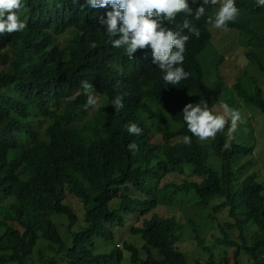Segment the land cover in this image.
I'll list each match as a JSON object with an SVG mask.
<instances>
[{"label":"trees","instance_id":"16d2710c","mask_svg":"<svg viewBox=\"0 0 264 264\" xmlns=\"http://www.w3.org/2000/svg\"><path fill=\"white\" fill-rule=\"evenodd\" d=\"M189 3L200 36L181 33L189 36L181 65L189 76L168 89L164 73L147 61L137 64V75L117 71L116 53L124 48L113 47L118 38L97 23L96 8L81 10L72 0H22L19 16L27 27L0 34V264H229L231 248L234 264L240 253L251 264H264V181L254 174L240 179L246 166L239 160L251 148L229 142L228 125L215 139L200 142L183 119L189 102L207 101L215 114L221 102L233 104L234 92L218 75L217 31L209 32L208 23L214 5L205 6V16L195 20L202 0ZM236 6L239 15L226 27L236 29L254 75L243 74L232 89L245 107L264 114V86L257 82L264 79V7L256 0H236ZM183 18L181 13L166 23L180 31ZM65 33L70 37L61 42ZM245 76L253 86H244ZM83 81L92 85L88 93ZM88 95L97 105L86 109ZM120 95L123 108L116 111L112 101ZM130 123L142 134H129ZM185 136L190 145L183 143ZM131 143L138 150L129 151ZM186 169L197 180L165 182ZM69 198L82 206V216ZM183 203L201 214L228 211L231 220L218 226L222 236L216 240L224 249L219 261L213 245L204 247L198 223L183 220L170 206ZM130 215L131 232L144 245L123 241L121 249L112 229L124 227ZM58 217L68 221L65 234ZM181 220L209 253L207 262H190L177 247ZM230 231L238 232L240 242ZM98 241L113 247L100 253Z\"/></svg>","mask_w":264,"mask_h":264},{"label":"clouds","instance_id":"9594fccd","mask_svg":"<svg viewBox=\"0 0 264 264\" xmlns=\"http://www.w3.org/2000/svg\"><path fill=\"white\" fill-rule=\"evenodd\" d=\"M258 6L264 7V0H256ZM74 5H79L83 10L85 6L96 8L99 12L97 23L107 28V35L116 37L112 44L115 48H124L116 53L117 71L119 73L137 75V64L142 61L157 65L164 73L162 79L171 86L179 84L188 78L189 73L181 66L185 60V45L189 40L188 35H182L183 30H188L197 38L200 31L192 24L193 8L189 0H86L80 4L79 0H72ZM196 3V0H193ZM207 5H214L208 23L213 26L209 32L227 28L228 22H234L239 15L236 0H202L200 6L194 10V19L200 20L206 14ZM22 0H0V34L23 31L27 25L20 19L19 12ZM218 9L214 15V11ZM184 14L180 31H173L166 22L175 21L178 14ZM213 17V18H212ZM229 31V30H228ZM68 34V33H65ZM215 45V42H213ZM92 48L96 47L93 41ZM85 93L92 85L88 81L82 82ZM123 95L117 96L112 105L116 111L123 108ZM97 98L88 95L85 108L95 107ZM223 115L214 114L209 109L207 101L196 104L188 103L183 109V119L190 131L200 142L215 139L226 126L227 119L231 120L229 132H234L241 114L236 109H230L226 103L221 102ZM129 134L140 135L142 129L136 123L126 126ZM191 137L185 136L183 143L191 144ZM129 151L138 150L135 143L128 145Z\"/></svg>","mask_w":264,"mask_h":264},{"label":"rangeland","instance_id":"374dc122","mask_svg":"<svg viewBox=\"0 0 264 264\" xmlns=\"http://www.w3.org/2000/svg\"><path fill=\"white\" fill-rule=\"evenodd\" d=\"M218 9L214 11L215 13ZM213 25L210 26V28ZM216 34H213V42H215V50L218 51V57L222 59L218 69H219V77L222 78L225 86L230 90L234 91L233 96L230 97L231 102L233 104L226 103L230 109H236L241 114V121L238 122L237 128L234 132H229V128L231 126V120L227 119L226 126L228 125V141H238L239 143H246L251 151L249 154L242 156L239 160L240 165H245V169L240 172V179L248 177L250 175H256L257 179L261 182L264 181V114L261 113L258 109L254 107H245L243 100L237 96L236 91L233 90V86L236 84L237 80L243 75L247 74L248 76L254 75V71H251V66L249 60L247 59L244 53L246 49L241 47L237 43L236 34L237 31L235 28H232V31H228L227 28H222L215 30ZM70 37L69 34H65L60 37L61 42H65ZM206 61L210 62V59H206ZM206 64L204 65V68ZM255 71L256 68L254 67ZM245 87H251V79L249 77L242 78ZM259 85L264 86V79L261 78L257 81ZM215 114L223 115L224 110L221 107V104L216 105L214 108ZM160 140V139H159ZM212 140V139H211ZM210 140V141H211ZM186 168V167H185ZM185 180L193 181L197 180L191 175V170L186 169L185 173H173L169 174L165 182L166 183H179L183 184ZM201 182V180L196 181ZM74 210L78 213V215H83V210L74 199L69 198L66 200ZM172 208H175L179 214L183 216L187 220H195L198 223V236L200 239L204 241V247L213 245L211 248V252L213 254L214 260L219 261L220 258L224 257V249L222 244L219 243L216 239L221 238V232L218 226H222L225 223L229 222L231 219L229 218V214L227 210H223L220 213H212L210 210H207L205 214H201L198 208L193 207L187 203L183 204H171ZM159 210V213L162 215H166L163 210ZM167 210V209H166ZM198 210V212H197ZM216 218L214 222L210 221V218ZM209 218V219H207ZM61 224L60 230L63 234L67 231L68 221L65 218L58 217L56 218ZM133 222L132 215L127 217V223L124 227L115 225L112 229L113 235H115V246L123 249V241H129L134 246L141 248L144 245V241L141 239L139 235H134L131 232V225ZM182 224H181V223ZM178 231L176 230V239L175 243L177 247L184 253L187 254L190 262H194L197 260H201L203 262H207L209 259V253L204 251L202 247L198 245V240L196 238L197 234L190 226L188 222L180 221ZM205 223V224H204ZM200 224V225H199ZM238 231L237 229H235ZM231 238L236 242H240L237 239L238 232L235 234L233 231H230ZM117 236V237H116ZM250 236V233L247 234V237ZM71 235H67L64 238H70ZM112 243H105L104 241H98L97 251L100 253L109 252L112 249ZM232 248L229 250L227 257L230 259L229 264H234V256L231 254ZM34 260L37 262V252H35ZM222 264L224 262L222 261ZM238 264H251L248 261L247 257L240 253L238 257Z\"/></svg>","mask_w":264,"mask_h":264}]
</instances>
